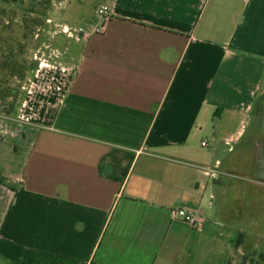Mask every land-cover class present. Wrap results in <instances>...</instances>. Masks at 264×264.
<instances>
[{
    "label": "crops",
    "instance_id": "0c3cea01",
    "mask_svg": "<svg viewBox=\"0 0 264 264\" xmlns=\"http://www.w3.org/2000/svg\"><path fill=\"white\" fill-rule=\"evenodd\" d=\"M92 1L63 15L70 60L28 71L0 118V264H238L223 178L254 140L235 152L262 94L264 0H94L85 15ZM113 149L134 154L123 182L104 174Z\"/></svg>",
    "mask_w": 264,
    "mask_h": 264
},
{
    "label": "rangeland",
    "instance_id": "374dc122",
    "mask_svg": "<svg viewBox=\"0 0 264 264\" xmlns=\"http://www.w3.org/2000/svg\"><path fill=\"white\" fill-rule=\"evenodd\" d=\"M75 1L51 0L46 10L40 6L39 0H19L16 4L0 3V59L6 54L5 43H8L15 47L14 51L18 53L19 59L44 75H54L59 65L70 60L65 54L61 55L62 49L79 42L78 27L73 28L63 20V15L74 8ZM98 2H89V5L84 6L83 13L92 14ZM1 10H5L4 15ZM36 16L42 19V23L41 26L32 28L29 21ZM65 19L72 24L76 20L68 14ZM18 43L23 45L22 54L16 48ZM0 75L8 73L4 70L0 71ZM9 84L14 87L17 82L12 79ZM261 90L260 101L249 115L244 136L235 144V152H240L245 140L254 138L247 149L248 159L243 162L246 165L240 164L235 172H230L223 178L225 188L231 185L235 187V243L243 245L240 251L245 254L244 257H239L238 264H264V78ZM4 108L5 103H0V118L6 117ZM230 146L233 147L231 144ZM229 147L224 148L225 154ZM231 196V190H228L223 199L229 200Z\"/></svg>",
    "mask_w": 264,
    "mask_h": 264
},
{
    "label": "trees",
    "instance_id": "16d2710c",
    "mask_svg": "<svg viewBox=\"0 0 264 264\" xmlns=\"http://www.w3.org/2000/svg\"><path fill=\"white\" fill-rule=\"evenodd\" d=\"M18 1L19 0H0V3L16 4ZM39 1L41 4L40 6L44 7L45 10L51 2V0ZM1 14L4 15L5 10H1ZM29 23L32 28H37L41 26L42 19L39 16H36L34 19L29 21ZM24 38H26V36H24ZM16 48L19 49L20 54L23 53V45H21V43H18ZM14 49L15 47L11 46V44L9 45L8 43H5L6 54L0 59V71L5 70L8 73V75H0V103H5L4 115L6 117L11 116L13 113L22 83L25 80L28 71L34 68L33 66L27 64L24 60L19 59L17 57L18 53H15ZM12 79L16 80L17 82V85L14 87H11L9 84V81ZM133 158L134 154L126 152L123 153L120 150L113 149L102 159V163H105L106 160H110L114 167V171L109 176V178L117 182H123L126 178L130 163L133 161ZM122 160L127 162L126 165H122Z\"/></svg>",
    "mask_w": 264,
    "mask_h": 264
},
{
    "label": "built area",
    "instance_id": "2783aa9c",
    "mask_svg": "<svg viewBox=\"0 0 264 264\" xmlns=\"http://www.w3.org/2000/svg\"><path fill=\"white\" fill-rule=\"evenodd\" d=\"M96 13L103 19H110L114 14H112L110 8L106 5H101L96 9ZM205 146V143H202ZM173 218L179 220L189 226L191 229H200L202 226V221L198 217L196 211L188 208H177L172 212Z\"/></svg>",
    "mask_w": 264,
    "mask_h": 264
},
{
    "label": "water",
    "instance_id": "95a60500",
    "mask_svg": "<svg viewBox=\"0 0 264 264\" xmlns=\"http://www.w3.org/2000/svg\"><path fill=\"white\" fill-rule=\"evenodd\" d=\"M111 172H112V167L110 165H108V164L105 165L104 166V174L109 176V175H111Z\"/></svg>",
    "mask_w": 264,
    "mask_h": 264
}]
</instances>
